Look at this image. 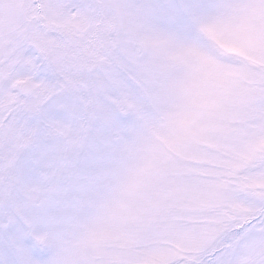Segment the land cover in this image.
<instances>
[{"label":"snow or ice","instance_id":"1","mask_svg":"<svg viewBox=\"0 0 264 264\" xmlns=\"http://www.w3.org/2000/svg\"><path fill=\"white\" fill-rule=\"evenodd\" d=\"M0 264H264V0H0Z\"/></svg>","mask_w":264,"mask_h":264}]
</instances>
